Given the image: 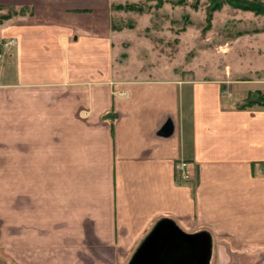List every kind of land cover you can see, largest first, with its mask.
<instances>
[{"label":"crops","instance_id":"1","mask_svg":"<svg viewBox=\"0 0 264 264\" xmlns=\"http://www.w3.org/2000/svg\"><path fill=\"white\" fill-rule=\"evenodd\" d=\"M7 9L0 41L16 45L0 53V175L56 176L33 195L6 182L10 260L131 261L155 225L146 253L175 234L168 222L216 238L214 264L228 260L222 238L264 245V104L222 92L264 97V41L259 76L242 89L248 78L119 69L111 0H0ZM177 158L190 180L174 179Z\"/></svg>","mask_w":264,"mask_h":264},{"label":"rangeland","instance_id":"2","mask_svg":"<svg viewBox=\"0 0 264 264\" xmlns=\"http://www.w3.org/2000/svg\"><path fill=\"white\" fill-rule=\"evenodd\" d=\"M128 4L138 8H127ZM209 4L210 0H184L182 3L174 0H161L159 3L157 0H111L113 25L118 30L112 38V53L116 66L119 69H137L142 72L149 70L157 74L169 71L184 76L215 77L223 74L234 85L244 80L242 78H248L242 89L252 87L255 76H259L262 68L264 14L234 7L225 2L219 8L209 11ZM15 12L13 9L0 11V20ZM9 38L14 41L5 43ZM14 45V37L1 39L0 53ZM227 89L222 92L232 99L233 104H260L259 102L264 100L261 91L255 88L243 91L244 95L238 92L242 95L240 99H236L235 93L232 94V90ZM13 176L0 175V230L4 232L7 219V181L11 180L16 186L19 183H30L33 195L38 192L41 181L54 183L56 180L54 174ZM64 176L75 179L81 177ZM174 179L178 182L190 180ZM22 203L21 200L18 205ZM32 204L33 201L30 200V205ZM19 215L21 217V213ZM202 234L209 239L208 262L214 264L210 244L216 238L212 239L207 233ZM222 240L226 242L228 250L226 264H253L264 256V245L260 243L243 245L229 238ZM129 262L130 257L115 264ZM0 264L19 263L10 260L0 247Z\"/></svg>","mask_w":264,"mask_h":264},{"label":"water","instance_id":"3","mask_svg":"<svg viewBox=\"0 0 264 264\" xmlns=\"http://www.w3.org/2000/svg\"><path fill=\"white\" fill-rule=\"evenodd\" d=\"M175 234L158 236L159 241L153 253H146L148 245H152L160 225H155L142 249L132 257L129 264H206L209 256V239L202 233L182 232L174 224L168 223Z\"/></svg>","mask_w":264,"mask_h":264},{"label":"trees","instance_id":"4","mask_svg":"<svg viewBox=\"0 0 264 264\" xmlns=\"http://www.w3.org/2000/svg\"><path fill=\"white\" fill-rule=\"evenodd\" d=\"M157 2L159 3L161 0H157ZM174 2L182 3L184 0H174ZM223 2L234 7L251 10L257 14H264V0H210L208 10L210 11L211 9L219 8ZM127 8H138V6L128 4ZM259 103L264 104V100Z\"/></svg>","mask_w":264,"mask_h":264},{"label":"built area","instance_id":"5","mask_svg":"<svg viewBox=\"0 0 264 264\" xmlns=\"http://www.w3.org/2000/svg\"><path fill=\"white\" fill-rule=\"evenodd\" d=\"M13 38H9L7 40H5L4 42H13ZM4 42H2V44L4 45ZM173 174H174V178L178 179V180H188L189 178H191V174L188 170V162L186 159L184 158H177L174 160L173 163Z\"/></svg>","mask_w":264,"mask_h":264}]
</instances>
